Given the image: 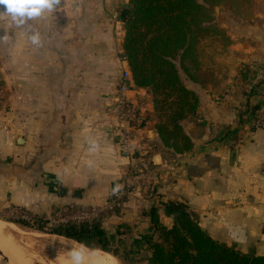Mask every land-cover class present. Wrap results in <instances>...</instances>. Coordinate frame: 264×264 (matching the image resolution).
Here are the masks:
<instances>
[{
	"label": "crops",
	"instance_id": "0c3cea01",
	"mask_svg": "<svg viewBox=\"0 0 264 264\" xmlns=\"http://www.w3.org/2000/svg\"><path fill=\"white\" fill-rule=\"evenodd\" d=\"M6 1H9L7 4L11 6V0ZM66 1L67 7L63 11L55 3L56 0H45V3L52 5L51 9H45L49 18L46 22L37 18L36 36L26 39L25 46L23 45L30 48V52L35 48V61H41L42 64L41 68L35 65L32 72L38 81L43 80L42 87L40 83H36L37 94L46 93L48 89L53 96L59 95L57 100L63 95L84 97L82 101L77 100L82 102L78 105L75 102L64 106L55 102L50 108L52 120L62 117L61 113L55 114L57 111L65 113L68 133L73 137L70 141H61L62 139L57 137V140L52 142V156L48 155L49 145H46L47 148L42 147L43 167L46 164L51 167L63 166L58 172L44 169L41 174L37 173V187L45 195L41 206L45 208L54 205L57 207L64 203L102 205L109 194L108 191L119 185L120 172L124 168L122 165H128L125 158L113 155L114 147L119 148L120 145L118 138L108 133L109 123L103 107L105 101L102 99L98 104L91 102L93 90L96 88L92 87L90 82L85 83V77L82 72H77L75 66L76 61H82L84 66L91 63V59L86 60L85 54L80 55L76 53L77 50L84 48L88 52L90 48L89 52L92 53V48H98L102 53L95 49L97 55L110 57L117 69L122 67L129 70L128 63L119 60L125 35L119 12L129 5V0H123V4H119L118 0L115 6L111 0ZM34 2L39 1L29 0L31 4ZM25 5L24 0L20 4L19 12L28 17L33 14V10H25ZM55 8L57 10L54 11ZM62 12L67 16L66 21L61 17ZM58 15L60 18L56 19ZM78 15L82 18L85 16L84 26L77 24ZM10 19L16 20L11 17ZM24 19L25 27L21 22L20 28L28 37L30 32L27 29L32 28L33 24L28 25L30 18ZM82 27L81 37L77 38L76 32ZM116 51L119 52L116 54ZM250 62L255 68H250L248 73V80H251L248 91L239 86H232V83L239 80V68L236 65L222 85L214 83L206 89L190 83L189 88L193 89L200 99L197 113L182 122L186 135L194 145L191 152L182 156H174L168 151L154 152L147 157L140 151L135 152V161L131 162V165L135 164L138 168L139 163L146 158L151 169L153 168L151 184H148L150 191L143 195L145 199L134 197L132 202L126 203L118 214L112 216L113 220L118 221V226H114L112 235H109L115 246L120 248L124 244V240L118 238L116 231L117 227L126 223L132 230L125 238L139 239L141 242L137 243L138 249L139 244L143 245V239L153 234L150 218L145 213L159 201L185 200L190 210L199 216L200 226L213 239L227 245L235 244L243 252L254 248L257 253L256 247L260 244L259 241L264 239V127H253V113L247 112L264 103V60L254 56L250 57ZM25 63L26 66L29 65L28 61ZM57 67L62 68L61 74H56ZM81 78L84 86L79 85L78 79ZM253 79H256L257 83H254ZM57 85L59 86L56 87ZM253 87L255 93L250 95ZM94 95L101 96L104 93L96 92ZM216 95L224 98L221 104ZM150 109L152 110V106ZM154 125L147 130V136L157 142ZM236 129L239 130L236 141L229 137L222 139L227 130ZM22 138L24 144L17 146L24 148L29 141L28 138ZM115 162L121 163L117 165ZM154 169H162V181ZM156 180H159V183ZM62 190H66V193L62 194ZM76 191H79V197L75 196ZM50 192L51 200L48 199ZM160 221L167 227L173 224V219L163 214Z\"/></svg>",
	"mask_w": 264,
	"mask_h": 264
},
{
	"label": "rangeland",
	"instance_id": "374dc122",
	"mask_svg": "<svg viewBox=\"0 0 264 264\" xmlns=\"http://www.w3.org/2000/svg\"><path fill=\"white\" fill-rule=\"evenodd\" d=\"M22 1L24 0H11L10 6L7 4L9 1L0 0V225H3V229H6L5 232H7V236L0 235V242L7 244L6 246L9 248L12 247L14 251H20L21 257L24 255V261L28 259L26 261L30 263L35 260L42 264H60L58 262L62 261L69 253H79V248H85L89 251L90 248L50 232L58 225V222L66 221V219L77 221L78 218H75L74 215L66 216L62 213L63 210H68L66 208L71 203H64L59 206L56 205L57 207L54 205L51 208L41 206L44 200L42 198L45 197V195L43 191L37 187L35 178L37 177V173L41 174V171H44V169L50 172H58L63 167H51V165L48 166V164L43 167V160L41 159L42 147L47 148L46 145H49L48 155L52 156L54 151V147L51 150L52 142L56 141L57 137L62 139L61 141H70L73 137L72 134L68 133L67 119L64 112L57 111L55 113L57 115L61 113L62 117L59 119L52 120L50 118L52 116L50 108L53 106V103L60 102L62 105L66 106L67 104L76 102L78 105L82 102H77V100L82 101L84 97L83 95L74 97H66L63 95L57 100L59 95L53 96L49 93L50 91L48 89L46 93H36V83L38 85L40 83L42 87L41 83L43 80L40 79L38 81L32 72L35 70V65L41 68L42 64L41 61L38 63L35 61V57L37 56L35 48L33 52H30V48L24 47L25 40L36 36L37 29L35 24L37 18L39 17L43 22H46L49 17L45 9L47 7L51 9L52 5H49L47 2L45 3V0H38V3L34 2L32 4L29 3V0H25V10H33V14L27 17L25 14H20L19 12ZM116 1L118 0H111L113 6L117 3ZM216 1V5L212 7V16L214 17L217 27L226 33L229 38L231 42L230 54L231 56H235L231 57L230 62L226 63L229 67L228 71H230V73L233 72V68L236 65L237 68H243L244 72L247 71V74L250 72V68H255V65H252L250 62V57L259 56L261 60H264V0ZM122 2L123 0H120L119 4H123ZM55 3H57V6H60V10L62 9L64 11L65 7H67L66 0H56ZM55 10H57V8H55L54 11ZM60 14L66 21L67 16L64 15L63 12ZM10 17L16 20H11ZM20 18L22 20H20ZM24 18H30L28 25H30L29 23L33 24V26L31 25L32 28L27 29V31L30 32L28 37L20 28L21 22L25 27ZM58 18H60V15H58L56 19ZM84 18L85 16L82 18L81 15H78L77 19L79 22L77 24H83ZM12 22L14 23L12 24ZM82 29L83 27L80 28V31L76 32L77 38L81 37L80 32H83ZM32 40L34 39H31V41ZM92 49V53L89 52L90 48L88 52L87 49L84 48L77 50L76 53L80 55L85 54L86 60L90 61L91 59V63L88 65L86 64L85 67L82 61H76L75 69L77 72H82V76L85 77L83 78L86 79V84L90 82L91 86L96 88L93 90L94 94H96V92L104 93V95L101 96L93 94V96H91V102L98 104L102 99L105 101L103 107L105 108L104 112H106L109 123L108 133L118 138L119 142L118 132L114 126L115 120L110 115V109L117 96L118 87L126 70L122 67L117 69L115 64L111 62L110 57L97 55L98 53L96 54L95 49L98 48ZM97 51L100 54L102 53L99 49ZM118 52L116 51L115 53L117 54ZM26 57H28L27 60ZM119 60L126 62L121 59L120 56ZM26 61H28L29 64L27 66L25 63ZM44 66H46V64H44ZM262 68L264 69V65H262ZM56 70L58 71L56 74H61V67H57ZM182 78L184 84L189 87L191 84H187L188 82L184 76H182ZM78 81L80 82V86H84L82 78L78 79ZM250 81L249 79L244 82L239 78V80L232 83V86H239L248 91L251 87ZM253 82L257 83L256 79H253ZM210 85L211 83H208V85L203 87L208 89L211 87ZM58 86L59 85L56 87ZM130 91H132V88ZM130 91L128 92V96L130 94L132 95ZM139 95L145 100V110L141 113V117L145 121L140 133H138L141 139L139 138L134 142L132 151L133 153L140 151L145 157L154 152H167L163 146L147 136V130L151 129L149 127H151L152 124H155L154 128L156 130L157 119L153 114V108L152 110L150 109L152 106L150 96L146 91H143L141 94L139 93ZM216 98L220 104L223 102V97L216 95ZM183 132L185 133L184 128ZM18 137L28 138L29 143H27L26 147L17 146L16 139ZM113 151L114 156L125 158L129 166L121 164L124 168L122 172H120L121 179L118 177L119 185L108 191L109 194L102 205H93L103 210L101 213V220L103 222V228L108 231L109 235L114 226H118V221L113 220L112 216L118 214L126 203L132 202L134 197L142 199L144 198L143 195L150 191L148 184H151V172L153 171V168L151 169V166L147 163L146 158L139 163L137 168L135 164L131 165V162L135 161L134 157H124L120 147H114ZM115 163L120 164L121 162ZM155 171L160 175L159 180L161 179L162 181V169ZM159 180H156L157 183H159ZM127 186H130L129 191L119 200V203H117L118 205L116 204L115 207L104 211L108 200L115 194L121 193ZM48 199H52L51 192L48 195ZM75 205L84 207L83 205ZM59 212L61 213L58 214ZM40 220L41 222H39ZM139 225L141 226V223H139ZM120 236L118 238H121V241L124 240V244L120 248L115 246V244L113 245V248L119 250L118 263L140 264L134 260V258L137 252V243L141 241L133 237L125 238L126 234ZM263 240L264 239L260 240L262 242L259 241L260 244L256 247V251L260 255L264 253ZM5 244L3 246H5ZM91 250L106 253L101 250ZM17 252H15L14 255L18 256L19 254H17ZM7 253L8 252L4 253V256L8 258L9 255L6 256ZM109 255L113 257L112 254ZM8 259H10V257ZM9 262L10 261H6L3 256H0V264H10Z\"/></svg>",
	"mask_w": 264,
	"mask_h": 264
},
{
	"label": "trees",
	"instance_id": "16d2710c",
	"mask_svg": "<svg viewBox=\"0 0 264 264\" xmlns=\"http://www.w3.org/2000/svg\"><path fill=\"white\" fill-rule=\"evenodd\" d=\"M216 3L129 0V6L119 12L125 31L120 57L128 63L133 87L150 96L157 119V142L174 156L193 150L181 123L194 116L200 104L198 94L184 84L182 76L195 85H222L230 73L226 63L233 57L231 42L215 24L212 7ZM246 72L239 68L238 77L244 82L248 80ZM254 93L253 87L250 95ZM258 108L247 113L255 114ZM238 132L227 130L222 139L236 141ZM145 214L153 234L138 246L134 260L140 264H264V255H258L254 248L243 252L235 244L213 239L185 200L159 201ZM161 214L173 219L171 227L161 223ZM102 223L101 219L60 223L50 232L119 257ZM131 230L128 224H121L116 234L127 235Z\"/></svg>",
	"mask_w": 264,
	"mask_h": 264
},
{
	"label": "built area",
	"instance_id": "2783aa9c",
	"mask_svg": "<svg viewBox=\"0 0 264 264\" xmlns=\"http://www.w3.org/2000/svg\"><path fill=\"white\" fill-rule=\"evenodd\" d=\"M132 78L129 70H126L122 76L121 83L118 87L117 96L114 100V103L110 109V115L114 118V126L117 129L118 137H119V145L121 153L124 157L130 158L135 157V152L133 153V144L137 139H141L138 135L140 130L144 124V119L141 117V113L145 110L144 104L145 100L142 96L139 95L143 91L136 89L133 87ZM132 88V91H130ZM132 92L128 96V92ZM253 127L262 128L264 127V103L260 105L255 114H252ZM130 186L125 187L121 193L115 194L112 196L107 204L105 210H109L112 207H115L119 200L124 197L129 191ZM118 205V204H117ZM68 210H63L62 213L64 215H74L75 220H67L61 221L60 223H81L88 222L92 223L96 220L101 219V213L103 210L96 206H84L78 207L75 204H69L67 206ZM68 211V212H67ZM59 212L58 214H60ZM58 222V224H60Z\"/></svg>",
	"mask_w": 264,
	"mask_h": 264
},
{
	"label": "bare ground",
	"instance_id": "6f19581e",
	"mask_svg": "<svg viewBox=\"0 0 264 264\" xmlns=\"http://www.w3.org/2000/svg\"><path fill=\"white\" fill-rule=\"evenodd\" d=\"M3 228H4V226L0 225V230L3 229ZM5 230L6 229L1 230L0 231V235L7 236V232H5ZM2 244H3V242L2 243L0 242V250L3 253L8 252L6 256L9 255L8 258L10 257V259H9L10 260V262H9L10 264H30L29 261H26L28 259H26L25 261L23 260L25 258H24V255L22 254V252H21V254L23 255L22 256L23 258L21 257V255L19 253L20 251H18V252H17V250L14 251V249L12 247L9 248L8 246H6L7 244L4 243L6 247L3 246L4 244L3 245ZM7 250H9V251H7ZM78 250H80L79 253L78 252L69 253V255L64 257V259L62 261L58 262V263H60V264H119L118 261L114 257H112L111 255H109L107 253H102V252H99V251L90 252V251L86 250L85 248H79ZM15 252H17V254H19V255L18 256L14 255ZM43 264H46V263H43ZM48 264H53V263H48Z\"/></svg>",
	"mask_w": 264,
	"mask_h": 264
},
{
	"label": "water",
	"instance_id": "95a60500",
	"mask_svg": "<svg viewBox=\"0 0 264 264\" xmlns=\"http://www.w3.org/2000/svg\"><path fill=\"white\" fill-rule=\"evenodd\" d=\"M16 142H17V145L21 146V145L24 144V138H22V137H18ZM65 191H66V190H62V194H65V193H66ZM75 196H76V197H79V191H76V192H75ZM89 251L92 252L93 250L89 249ZM108 254H109V253H108ZM0 256H3V257L5 258L6 261H10L7 257L4 256V253H3L1 250H0ZM113 257H114L116 260H118V258H119V257H116V256H113ZM31 263H32V264H42L41 262H37V261H35V260L32 261ZM31 263H30V264H31Z\"/></svg>",
	"mask_w": 264,
	"mask_h": 264
}]
</instances>
